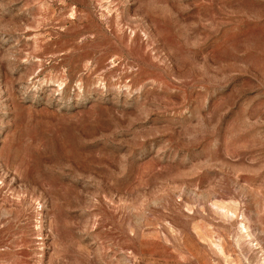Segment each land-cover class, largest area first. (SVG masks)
Masks as SVG:
<instances>
[{"label":"rangeland","instance_id":"obj_1","mask_svg":"<svg viewBox=\"0 0 264 264\" xmlns=\"http://www.w3.org/2000/svg\"><path fill=\"white\" fill-rule=\"evenodd\" d=\"M0 264H264V0H0Z\"/></svg>","mask_w":264,"mask_h":264}]
</instances>
